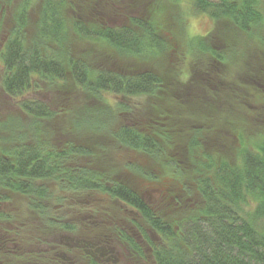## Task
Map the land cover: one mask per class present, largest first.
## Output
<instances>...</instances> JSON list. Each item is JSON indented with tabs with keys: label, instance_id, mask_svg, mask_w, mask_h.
<instances>
[{
	"label": "trees",
	"instance_id": "trees-1",
	"mask_svg": "<svg viewBox=\"0 0 264 264\" xmlns=\"http://www.w3.org/2000/svg\"><path fill=\"white\" fill-rule=\"evenodd\" d=\"M33 1L22 0L16 8L0 50L1 90L20 113L0 121V204L18 194L26 199L41 231H57L72 227L65 221L74 196L98 192L139 212L157 235L151 243L155 264H264V58L259 64L257 54L259 67L247 82L253 89L245 82L230 85L226 74V68L240 62L233 53L234 35L242 34L264 49L263 1L190 0L193 11L213 23L208 34L195 38L185 34V22L177 13L178 28L172 32L176 44L183 57L191 56L190 68L198 77L205 72L204 79L194 81V74L189 83L177 80L168 60L160 73L105 64L112 59L107 49L125 63L172 52L161 33L159 10L111 27L99 21L87 24L74 0H42L34 33L29 34L28 8ZM91 4L83 2L85 13L97 12L98 6L89 10ZM81 42L98 47L105 68L91 70L90 57L77 48ZM201 85L211 93V101L201 99ZM254 89L257 92L249 94ZM105 95L113 96L114 103ZM223 104L249 118L256 113L261 125L252 131L243 117L239 123L223 118L216 131L201 114L187 117L194 110L210 111L215 124L221 120ZM249 105L257 106V112ZM143 111L148 115L141 119ZM125 116L131 123L124 122ZM224 126L239 139L228 157L222 152L228 146L221 149L219 143L225 138ZM178 141L184 146L177 161ZM109 143L163 165L182 181V191L189 198L194 191L199 201L176 210L168 220L160 217L121 177L108 155ZM131 171L147 177L138 166ZM184 204L177 200V206ZM11 216L0 211V222Z\"/></svg>",
	"mask_w": 264,
	"mask_h": 264
},
{
	"label": "rangeland",
	"instance_id": "rangeland-1",
	"mask_svg": "<svg viewBox=\"0 0 264 264\" xmlns=\"http://www.w3.org/2000/svg\"><path fill=\"white\" fill-rule=\"evenodd\" d=\"M71 2V0H68ZM92 2L90 5L89 10H92V7H97L98 10L94 14V11L91 13H85L83 11L82 5L83 2ZM74 0V2H79V5H81V9L83 12V17L86 20L87 24L94 23V21H99L104 26H111V27H120L125 26L129 23L130 18H140L145 19L149 15L150 10H159L161 13L158 14V23L162 24L163 30H161V33L163 35V38L168 39V43L171 44L173 47V51L169 53H162L159 54L158 57L152 56L149 57L146 62L145 61H135L132 59H127L128 63L126 62V59L117 57V54L114 51H110V49H107V54H112V59L105 64H111L113 68L119 69L120 65H124V67L132 68L133 66L139 70V69H147L151 70L153 72L160 73L166 68L167 60L169 61V69L173 72V74H178L176 77L175 75H172V73H169V76L176 77L179 82L182 83H189L192 79V76L194 77V70L190 68V63L193 60L191 56L186 55L183 57L181 54V51H183L182 47H178L176 44L175 36L172 35V32L177 31L179 20L178 18H182V20L185 22V34L189 38H195L198 36H205L208 34L211 29L213 28V23L207 16H203L201 14H197L193 11L192 7L190 6L191 1L190 0H180V3L178 2L176 4H170L166 0ZM263 5H264V0ZM42 0H34L33 4H31L28 8V16L29 20L32 21L29 23L28 33L33 34L34 33V22L36 21L38 17V13L40 10ZM22 4V0H0V50L2 48L3 43L5 42L7 38V34L12 27V18L15 17L16 8L19 7V5ZM89 4V3H88ZM165 4H168L170 6H166ZM87 5V4H86ZM85 5V6H86ZM103 6V7H102ZM89 7V6H88ZM101 8V9H100ZM80 9V8H79ZM179 12V17L177 18V13ZM70 16H74L70 14ZM227 26L223 25V29H225ZM234 44V54L236 55L235 61L239 62L238 65L232 67V68H226V74L228 76V80L231 78L232 80L229 81L230 85L233 84L232 81L235 82H245L246 84L250 85V88L253 89L252 84H249L247 82L251 81L252 71L254 70V67H259L257 65V54H261L258 63L261 59L264 58V49L260 47H255L250 41L247 40V38L242 35H234V38H231ZM77 48L81 51V55L89 56V62L91 64V70L96 68H105L106 66L104 63L100 62V59L98 55L102 52H97L96 49H98L97 46H95L93 43H87V42H81V44H77ZM179 53V54H178ZM243 53L245 56L243 58ZM178 56L176 57V55ZM241 58V59H240ZM134 64H132V63ZM235 62V63H236ZM260 64V63H259ZM202 75H205V72H199V77L195 74L196 77H194V81H198L201 79H204ZM191 76V79H190ZM2 77V67L0 63V81ZM202 77V78H201ZM176 78L170 80H175ZM203 83V82H202ZM189 85L188 87H190ZM203 85H201V90L198 89L200 93L204 90L202 88ZM225 90V89H224ZM218 92H221L218 90ZM257 91L252 90L251 95L253 93H256ZM211 93H208L207 90L203 91V95L201 99H206L208 101H211L210 95ZM223 94L220 93V95ZM186 98H191V95H186ZM196 97L199 98L197 95H193V98ZM105 99L108 100L110 103H114V97L111 95H105ZM146 105V103H144ZM148 107V106H147ZM219 108H222L223 111L220 112L219 116L221 118L220 121L214 124V120H217L213 116L210 111H198L194 110V112L191 111L190 114L187 115L189 120L195 119L194 115L197 116L201 114L202 116L206 117L208 122L207 125L213 124V127L217 131V129L222 125L223 118L232 119L239 123L241 122L240 117H243V119H246L249 124L247 125L250 130L254 131L257 128V124L261 125V121L259 118H257V114L253 112V109L257 112V106L249 105L250 110L254 114V118L246 117L244 114L238 113L237 107H228L227 105L223 104L220 105ZM148 110V108H147ZM20 113H18V109L15 107V105L4 96L1 90L0 86V121H7L11 117H19ZM148 115V112L146 113L143 111V114H140V118L143 119L144 116ZM192 117V118H191ZM125 123H131L130 117H123ZM251 119L255 122H252ZM243 122V121H242ZM143 123V122H141ZM146 123V122H145ZM197 127V126H196ZM225 127V126H224ZM256 127V128H255ZM230 131H233V126H231ZM225 138H223L221 149L225 148V145L228 146V149L222 150L224 153V157H228L230 154L234 152V148L238 145L239 139L234 134H230L229 130H227V127L223 128L221 132ZM236 134V133H235ZM232 135V136H231ZM178 140V137H175ZM212 139H210L211 141ZM212 142V141H211ZM214 144V142H212ZM108 155L112 159L113 165L118 166L120 170L121 177L125 180L126 183L131 185L133 188H135L143 199L147 201L151 206H153L155 209H157L160 213V217H164L165 220H168L172 217V215L176 214V210L180 208H189L197 203L199 201L198 196L194 193V191L189 194L191 198H189L185 192L181 189V183L182 181L177 180L176 178H173L172 174L168 173L170 170H167L162 166L158 165L155 160L150 158L149 156H144L140 153L127 150L121 146L114 145L112 146L110 143L108 144ZM182 146L180 142L178 141V145L176 148H174L175 155L178 157L182 156ZM176 149V150H175ZM107 164L110 165V162H107ZM138 166L142 168L143 172L147 177L139 176L135 173H133L132 167ZM153 177L152 179L150 178ZM188 181L185 180V184H187ZM192 188V187H191ZM96 195V196H95ZM74 199L71 200L69 203L73 202H79L86 203V200L90 202V204H93L94 202H98V206L105 207V209H108L110 211L117 212V207L114 203V199H112L110 196L105 194H95V193H81L80 195L74 196ZM177 200L185 202L184 206H177ZM177 207V208H176ZM176 208V209H175ZM0 211L9 213L11 216V220L7 221L9 224H14L16 222H24L27 223L30 228H33L35 231H41L40 228H42V225L39 224V221L37 218L28 211L27 208V201L24 197H21L18 194H12L9 198L8 203L0 204ZM67 212L68 209H65ZM74 209H70L67 213L68 217H72L74 214ZM64 212V213H66ZM118 217V216H117ZM1 226V224H0Z\"/></svg>",
	"mask_w": 264,
	"mask_h": 264
},
{
	"label": "flooded vegetation",
	"instance_id": "flooded-vegetation-1",
	"mask_svg": "<svg viewBox=\"0 0 264 264\" xmlns=\"http://www.w3.org/2000/svg\"><path fill=\"white\" fill-rule=\"evenodd\" d=\"M114 203L115 213L98 202H73L74 214L65 221L72 227L57 231L0 222V264H155L157 235L136 209Z\"/></svg>",
	"mask_w": 264,
	"mask_h": 264
}]
</instances>
